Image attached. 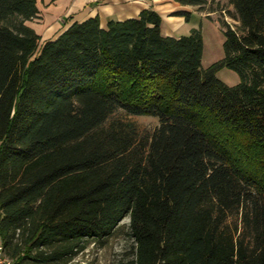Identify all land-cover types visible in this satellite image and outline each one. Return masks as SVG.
<instances>
[{
    "label": "trees",
    "instance_id": "obj_1",
    "mask_svg": "<svg viewBox=\"0 0 264 264\" xmlns=\"http://www.w3.org/2000/svg\"><path fill=\"white\" fill-rule=\"evenodd\" d=\"M202 9L207 0H174ZM224 57L152 9L55 39L34 0H0V246L11 264H72L129 220L113 264H264V0H230ZM239 83L228 86L217 72ZM155 117L151 136L116 111ZM241 215L243 233L225 224ZM247 237L249 240L247 241Z\"/></svg>",
    "mask_w": 264,
    "mask_h": 264
},
{
    "label": "rangeland",
    "instance_id": "obj_2",
    "mask_svg": "<svg viewBox=\"0 0 264 264\" xmlns=\"http://www.w3.org/2000/svg\"><path fill=\"white\" fill-rule=\"evenodd\" d=\"M169 18L172 19V22L166 21L163 27L165 33L169 34V37H187L194 29L201 31L204 45L202 58L204 69L212 66L224 57L223 45L225 39L223 32L226 29V24L236 31H238L239 26L230 0H207L206 5L202 9L186 6L185 9L175 12ZM216 76L228 86L237 85L240 81L239 76L228 69L220 70ZM112 119H120L135 124L140 136H151L159 125V121L155 117L129 116L121 110L116 111ZM121 224L125 228L118 232L105 247L100 248L90 245L72 264H113L121 258L124 253L130 250L132 244V241L126 235L129 220L125 219ZM225 226L235 236H238L240 233L242 234L244 227L241 215L234 214L229 216ZM248 240L249 237H247Z\"/></svg>",
    "mask_w": 264,
    "mask_h": 264
},
{
    "label": "crops",
    "instance_id": "obj_3",
    "mask_svg": "<svg viewBox=\"0 0 264 264\" xmlns=\"http://www.w3.org/2000/svg\"><path fill=\"white\" fill-rule=\"evenodd\" d=\"M37 8L35 19L27 26L40 36L41 44L55 39L74 22L98 17L102 27L108 21H124L137 18L141 11L152 9L161 14V32L169 37L164 23L170 15L185 9L171 0H34ZM163 14V15H162ZM172 22V21H171Z\"/></svg>",
    "mask_w": 264,
    "mask_h": 264
},
{
    "label": "built area",
    "instance_id": "obj_4",
    "mask_svg": "<svg viewBox=\"0 0 264 264\" xmlns=\"http://www.w3.org/2000/svg\"><path fill=\"white\" fill-rule=\"evenodd\" d=\"M0 264H11L10 261L3 255L1 246H0Z\"/></svg>",
    "mask_w": 264,
    "mask_h": 264
}]
</instances>
